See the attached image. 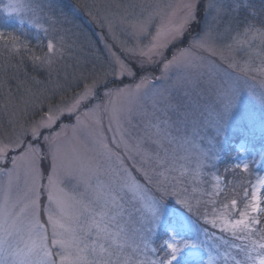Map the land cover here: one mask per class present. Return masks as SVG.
<instances>
[{
  "label": "snow or ice",
  "instance_id": "obj_1",
  "mask_svg": "<svg viewBox=\"0 0 264 264\" xmlns=\"http://www.w3.org/2000/svg\"><path fill=\"white\" fill-rule=\"evenodd\" d=\"M25 10L31 13L27 20L21 17ZM180 11L178 22L172 19L173 11L158 26L161 13L145 5L130 4L123 14L97 18L100 27L113 33L114 41L117 16L133 40L151 36L144 48L121 41L124 51L140 59L133 65L111 53L103 70L77 61L71 71L64 66L63 78L54 87L34 91L26 71L21 79V70L30 61L34 70L47 72L51 83L54 67L67 51L65 38L53 33L58 32L56 24L70 21L61 20L62 13L57 16L55 0L47 4L7 0L0 8L6 17L16 16L20 24L27 22L43 33L34 48L27 39L0 30V174L8 175L11 187L14 174L18 177L23 168L27 185L22 196L12 199L5 193L0 201V264H264V175L236 178L237 170L250 173L255 162L243 158V144L234 162L220 171L222 141L230 130H259L264 135V91L245 89L221 75L214 60L200 55L226 61L227 68L241 76L255 74L264 87V7L257 9L251 0H184ZM257 16L262 17L258 22ZM182 44L186 46H178ZM169 45L175 47L171 59L165 55ZM239 53L243 56L237 59ZM178 67L197 72L196 78L170 86L183 89L186 96L199 88L200 75L208 76L209 95L194 111H182L181 101L173 102L169 88H155V80ZM150 69H158L160 76L150 81L145 75ZM125 77L133 86L123 84ZM32 81L40 83L35 76ZM149 87L154 89V111L150 117L144 114L142 127L130 121L125 127L124 114ZM69 88L74 93L71 102H55L53 98ZM37 109L46 118L29 119V112L35 115ZM105 114L113 132L111 143L101 127ZM82 116L89 121L96 150L107 160L114 158L123 175L114 169L113 179L101 181L97 176L95 185L91 176L84 177L86 192L77 197L61 187L67 169L60 137L68 125L53 129L69 117L75 119V130ZM121 149L139 157L137 171L146 183L123 167L117 151ZM77 162L82 173L97 175L98 168L91 163L79 157ZM228 172L232 180L225 175ZM154 176L162 179L154 181ZM45 191L48 205L42 206ZM42 214L48 227L41 222ZM201 220L211 230L201 227Z\"/></svg>",
  "mask_w": 264,
  "mask_h": 264
},
{
  "label": "rangeland",
  "instance_id": "obj_2",
  "mask_svg": "<svg viewBox=\"0 0 264 264\" xmlns=\"http://www.w3.org/2000/svg\"><path fill=\"white\" fill-rule=\"evenodd\" d=\"M7 2V0H0V8ZM49 0H24L25 4H47ZM57 8V16H60L61 20L63 17H67L70 23H59L56 24L58 30L54 35L63 36L65 38V43L67 45V51L63 60L54 67L51 83H49V77L47 72H41L36 76L34 72L28 73V86L32 87L33 90H43L45 87L52 88L57 79H62L64 75V66H68V71H71L72 66L77 64V61H80L82 64L86 65L88 68L95 67L97 70H103L107 67L108 62L112 59L111 53H115L121 60H124L130 64H135V62L140 59L139 55H131L129 52L123 50L121 41L127 43L129 47L138 44V48H144L145 45H148L151 40V36L145 38L141 37L139 42L133 40V38L122 30V27L119 25V17L117 16V26L115 28L116 40H113V33H110L107 27H100L96 22L97 18H103L110 14L120 13L123 14L125 9L130 4L136 5H145L149 6V10H156L161 13V16L157 18V26L161 22H167L169 19V13L175 11L176 16L172 19L174 21H179L181 16L180 6L184 0H55ZM251 3L257 8L264 7V0H251ZM136 13L139 14L140 8L135 9ZM91 13V15H89ZM0 15L9 25L14 26L16 29L25 28L31 33L40 35L43 37V33H37L35 29L31 28L28 23L20 24L19 18L13 16L11 18L6 17L2 12ZM31 13L25 10L21 13V17L27 20V17ZM243 13H241V18H243ZM262 17H255V21H259ZM129 19L133 17L129 16ZM250 19H253L250 17ZM48 25L45 24V27ZM123 27H127L124 25ZM156 28L151 29L152 34L154 35ZM235 35V34H233ZM230 39V38H229ZM45 44L47 40H44ZM224 40H218V43L223 44ZM258 44V42H256ZM179 47H184L186 44L178 45ZM146 50V49H145ZM175 51V47L169 45L165 50V55L168 59H171L172 52ZM206 57V59H212L218 65L221 75H226L227 78L232 80H237L240 84L247 89L248 87L254 88L257 92L264 91V87L261 86L260 77L255 76V74H250L249 77L241 76L239 73L232 71L227 68V62H222L218 57H209L207 53H200ZM227 55V53H226ZM243 56V53L237 55V59H240ZM159 61V57L156 58ZM247 59V57H244ZM255 59V57H254ZM256 63H259L258 59ZM23 70V69H22ZM21 70L20 77L25 79L24 71ZM59 70V73L57 72ZM33 75L36 80L40 81L39 84H36L32 81ZM151 81L152 77L160 76V71L149 70L145 73ZM255 76V78H252ZM196 78L197 72L194 69H185L183 67L172 68L166 75L165 78L155 80V88H169L173 96V102L177 100L181 101L183 110L194 111L195 107L198 104L203 105L205 99L208 97V86L206 81L208 79L207 74L199 76V88L197 90H189L190 95L186 96L183 89L170 88L171 85L175 84L178 80L184 78ZM139 75L136 82H139ZM15 82H13L14 84ZM117 83H120L117 80ZM123 84L133 86V81L125 77L123 79ZM103 92V89L100 90ZM154 89L149 87L146 90L141 91L139 96H137L131 105L130 112L124 114V123L125 127H129L128 121L131 122V125H140L141 120L145 118L144 114L147 113L148 117L151 116L154 111L152 105L154 100ZM73 90L71 88L63 92V95L57 94L53 99L55 102L60 103L62 100L64 102H71L73 96ZM100 100L107 104L108 101L102 95ZM96 101H93L95 103ZM44 108H47L45 104ZM83 111V109H82ZM46 118L45 112L41 109L36 110V114L33 115L32 112H29L28 118L35 119L39 121L41 117ZM175 119V116H173ZM82 124L77 126L73 130L75 125V119L64 117L61 122H58L54 126V131L60 130V124L63 123L68 125V128L65 133L60 137L63 150L66 155L65 165L66 173L61 175L63 184L61 187L65 192L70 195H75L77 197L80 194L86 192V184L84 177L91 176L92 185L96 184L97 176L101 181H108L114 178V169L120 171V164L113 158L112 160L105 159L97 150L95 146L94 138L91 134V129L88 124L89 121L85 117H81ZM102 130L107 138L108 142L111 143L113 138V132L109 131V117L107 114L104 115L102 121ZM114 127V126H113ZM50 130L45 129L44 134H48ZM135 131V129H133ZM118 138V137H117ZM244 145L243 158L248 159L249 161H255L251 163L250 173H243L239 170L235 173L236 178L247 176L248 179L254 180L257 175H264V160L260 159V156L264 154V135H261L259 130L255 132H243L237 130H230L229 136L226 140L222 141V161L226 165H230L234 162L237 152L240 150V145ZM154 147V146H153ZM120 152L121 160L123 162V167L127 168L129 172L141 181V183H146L143 179V176L140 172L137 171V168L140 166L139 157H130L128 154H125L122 149L117 150ZM229 156V157H228ZM81 158L84 163H91L94 167L98 168L97 175H92L90 172L85 170L83 173L80 171V164L77 162V158ZM220 163V164H221ZM7 168H11V164L6 165ZM45 167H48V163L45 162ZM145 167H149L145 165ZM220 171L223 173L224 169L220 165ZM120 174L123 175V172L120 171ZM152 174L151 172L149 173ZM154 181L157 179H162L160 177H153ZM233 179V174L228 180ZM9 177L7 174H0V201L3 200L5 193H8L12 199H16L18 196H22L26 190V177L24 175L23 168L19 170L18 177L14 174L13 182L11 187L8 184ZM47 185V180L43 181ZM147 187L152 188V185H147ZM90 191V190H89ZM149 194H152L151 192ZM42 206L48 205L47 192H42L41 194ZM210 207V206H209ZM41 222L48 227L47 225V216L41 215ZM201 227L210 229V226L204 225L203 221H200ZM214 231V230H212ZM49 238H51V228L48 230ZM188 235H191L189 232ZM51 239H49V244Z\"/></svg>",
  "mask_w": 264,
  "mask_h": 264
},
{
  "label": "trees",
  "instance_id": "obj_3",
  "mask_svg": "<svg viewBox=\"0 0 264 264\" xmlns=\"http://www.w3.org/2000/svg\"><path fill=\"white\" fill-rule=\"evenodd\" d=\"M0 30H4L6 32H11V33H14L16 35H19L21 37V39H27L28 41L31 42V44L34 46H36L37 44V36L35 33H31V31L29 32L27 29L25 28H19V29H16L14 26L12 25H9L7 22L4 21V19L2 18V16L0 15ZM40 36V35H39ZM42 37V36H41ZM45 43V42H44ZM39 54V53H38ZM22 71H26L27 73H31L34 72L33 74L36 76L37 74L43 72V71H38V70H34L32 67H31V62L28 61L27 62V67L26 68H23ZM33 75V76H34ZM229 157V156H228ZM221 167L224 169L225 167V163H221L220 164ZM231 172H228V173H225V175H227L228 179L231 177Z\"/></svg>",
  "mask_w": 264,
  "mask_h": 264
}]
</instances>
